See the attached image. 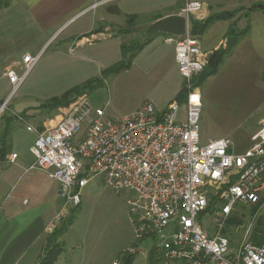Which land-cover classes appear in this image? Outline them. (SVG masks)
Returning <instances> with one entry per match:
<instances>
[{
    "label": "built area",
    "instance_id": "2783aa9c",
    "mask_svg": "<svg viewBox=\"0 0 264 264\" xmlns=\"http://www.w3.org/2000/svg\"><path fill=\"white\" fill-rule=\"evenodd\" d=\"M202 7L199 1H189L181 13L188 19L186 34L166 37L175 47L185 100H173L162 109L145 101L122 118L110 119L105 107L82 95L64 109L53 128L39 131L27 125L37 133L31 169L56 180L74 208L94 176L103 177L116 191L129 190L135 238L152 241L160 264H264V244L248 239L257 219L264 218V128L242 152L229 136L201 140L203 104L196 80L208 55L200 37L191 33L190 14ZM39 56L24 55L21 74L7 71L13 92ZM5 106L0 105V115ZM16 157L12 154L8 160ZM240 205H263V213L255 215L247 238L235 248L225 229ZM138 250L134 246L130 252Z\"/></svg>",
    "mask_w": 264,
    "mask_h": 264
},
{
    "label": "crops",
    "instance_id": "0c3cea01",
    "mask_svg": "<svg viewBox=\"0 0 264 264\" xmlns=\"http://www.w3.org/2000/svg\"><path fill=\"white\" fill-rule=\"evenodd\" d=\"M119 1L10 0L8 6L0 9V80H5L3 86H8L7 89H10L8 70L21 68L24 55L42 52L51 41L49 47L54 45V55L64 56L69 54V49L70 52L82 49L83 52H80L82 56L93 57L94 62L101 67L107 66L110 60H115L114 56L118 58L120 55L118 61L101 71L103 73L123 59L122 45L125 44L126 34L121 32L126 28L129 15H153L148 22L150 24L171 14H181L184 9V7L179 9L181 0H161L158 4L155 2L154 5L148 4L149 6L141 8L140 11L127 13L121 20L117 18L123 13ZM162 9L168 11L157 14V11ZM203 10L202 7L200 11L195 12V17L206 18ZM240 19L238 17L218 20L209 27L200 37L202 50L206 56L209 57L222 45L230 25L233 22H237L238 25ZM238 27L243 28L239 25ZM160 34L163 33L151 37L145 47L137 53L134 61L142 60L141 57L147 53L149 47L152 49L149 53L156 54L157 50H154L152 45ZM164 35L167 37L168 34ZM166 37L165 43L173 46L169 54L173 57L175 71L181 76L175 61V47L166 42ZM72 69L74 73L75 71L79 73L78 77L81 73L80 82L60 94L47 97L34 106L23 102L17 104L23 106L19 111L9 106V112L0 117V264H39L46 253L48 237L75 209L62 196L60 184L56 180L43 170L31 169L36 161V156L31 151V146L37 138L36 131L26 127L32 134H21L17 129L19 123L28 121H33V126L39 131L53 128L62 117L64 106L49 110L43 104L75 86L102 75L85 79L88 74L87 68L75 66ZM179 76L170 83L171 97L168 104L173 100H179L178 95L184 84V80L180 82ZM206 80L213 83V87H218V91L225 96V99L226 96H237L242 93L244 99L262 98L264 96V84H262L264 32L251 33L250 30L228 55L218 72ZM82 95L89 96L87 92ZM204 98L206 100V95L204 97L203 94V100ZM2 100L3 98L0 97L1 103ZM260 128H264V116L248 130L249 133L244 132L245 139L242 142H238L234 137L235 150L242 152L253 145ZM12 154H17L14 162L8 160ZM66 231L59 238V241L65 243V249L56 264L63 263L62 257L67 249L63 239ZM66 262L64 261V264H67Z\"/></svg>",
    "mask_w": 264,
    "mask_h": 264
},
{
    "label": "rangeland",
    "instance_id": "374dc122",
    "mask_svg": "<svg viewBox=\"0 0 264 264\" xmlns=\"http://www.w3.org/2000/svg\"><path fill=\"white\" fill-rule=\"evenodd\" d=\"M189 1L193 0H181L179 9L185 8ZM195 1L203 4L205 17L228 11L237 12L234 18H241L238 25L243 28L248 23L245 15L250 14L251 33L253 31L264 32V0ZM119 2L123 13L117 18L122 20L127 13L140 11L141 8L158 4L161 0H120ZM166 11L168 10H158L157 14ZM151 16L153 17L149 14L139 15L135 32L126 34L124 37L125 44L131 45V43L139 41L140 31L149 25ZM191 18L203 19L195 17V13L194 15L190 14V20ZM127 27L128 24H126ZM165 37L164 34H160L155 38L152 46L155 48L154 50H157L156 54H150L151 47H149L147 53L141 57L142 60L134 61L136 55L131 68L119 73H101V71L118 61L121 58L120 55L118 58L114 56V61L110 60L111 62L107 66L101 67L97 62H94L93 57L82 56L80 53L83 52L82 49H75L73 52H70L69 49V54L64 56L54 55V45L49 47L51 41L39 53L36 65L17 91L13 92L12 84H10V89H7L8 86H3L5 80H0V97L3 98L0 105H6L1 111L0 117L9 112V106L15 107V111H19L23 107L17 105L23 102L34 106L46 100L47 97L60 94L80 82L81 73L78 77L79 73L76 71L74 73V69H72L75 66L88 69L85 79L92 76L98 77L102 74L100 78L105 81V85L87 93L94 105L106 108L107 117L110 119L122 118L135 111L145 101H151L158 108H164L171 97L170 83L179 76L175 71L173 57L169 54L173 46L165 43ZM208 60L209 57L206 59V66ZM22 69L23 64L16 70L21 74L23 73ZM179 78L182 83L183 78L181 76ZM207 81L202 80L199 84L201 94L203 93L204 97L206 95V100L205 98L203 100L202 94L203 109L199 121L202 142L206 143L211 139L225 136L231 137L232 140L235 137L238 142H242L245 139L244 132L249 133L248 130L252 129L264 116V96L259 99H244L242 93L237 96H226L225 99V96L218 91V87H213V83ZM262 84H264V80H262ZM81 96L82 94L72 99L64 106V109L69 108ZM4 122L6 121L4 120ZM29 123L34 125L33 121L18 124L17 129L21 134H32L26 128ZM131 196L132 193L129 190L116 191L103 180V177L94 176L84 188L81 204L72 210L75 220L63 238L67 249L62 257L63 263L60 264H64V261H67V264H113L114 261H117L118 264H125V256L132 253L130 249L134 246L139 250L135 252L132 264H150L149 253L153 244L150 239L137 240L135 238L127 203ZM262 213L263 205L256 207L240 205L236 208L232 216L233 219L225 230L231 239L232 247H238L244 238H247V228L251 223L253 224L255 215L259 216ZM208 218L209 216H207ZM252 234L253 230L249 233L248 239H252Z\"/></svg>",
    "mask_w": 264,
    "mask_h": 264
},
{
    "label": "trees",
    "instance_id": "16d2710c",
    "mask_svg": "<svg viewBox=\"0 0 264 264\" xmlns=\"http://www.w3.org/2000/svg\"><path fill=\"white\" fill-rule=\"evenodd\" d=\"M10 4V0H0V9L6 7ZM262 6V5H260ZM237 12H223L220 14H212L209 17L204 19L198 20L196 18H191V33L193 35L201 37L209 27L218 20H230L233 19ZM249 15H245L248 19V23L244 28H239L237 22H233L230 25L228 30L227 36L222 42V45L216 49L210 56L205 67L203 73L198 77L196 80V84L199 86L202 80H206L209 76L214 75L218 72L220 66L224 63L228 55L232 52V50L238 45L243 37L250 31V22H249ZM139 15L133 14L129 15L127 18L128 27L122 30V34H131L135 32L136 22ZM152 36L148 37L147 39L139 38L138 42L134 44H123V59L120 62H117L110 68L106 69L104 72H114L119 73L124 70L130 69L134 57L139 53L149 42ZM105 85V81H103L100 77L91 79L81 85L75 86L69 89L67 92L63 93L60 96L53 97L49 99L46 103L43 104L49 110H56L60 106H65L68 104L72 99L76 96L93 91L100 86ZM187 95L186 87L183 84V89L181 90L180 94L178 95L179 101L185 100ZM233 217L230 218L229 223L232 221ZM75 220V215L72 211L71 215L67 217L61 226L56 228L52 234L48 237V245L46 253L44 254L43 258L41 259L39 264H56L59 256L65 249V243L63 241H59V238L64 234L66 230L70 226L73 225ZM228 223V224H229ZM227 224V225H228ZM226 230V229H225ZM254 243L258 245L264 244V218L261 216L258 218L254 225L252 239ZM135 253H128L125 256V264H132L134 259ZM159 256L157 255L154 248L151 249L149 253V263L150 264H160Z\"/></svg>",
    "mask_w": 264,
    "mask_h": 264
},
{
    "label": "water",
    "instance_id": "95a60500",
    "mask_svg": "<svg viewBox=\"0 0 264 264\" xmlns=\"http://www.w3.org/2000/svg\"><path fill=\"white\" fill-rule=\"evenodd\" d=\"M188 19L182 14H171L155 20L140 31V37L146 38L157 33L184 35L187 32Z\"/></svg>",
    "mask_w": 264,
    "mask_h": 264
}]
</instances>
